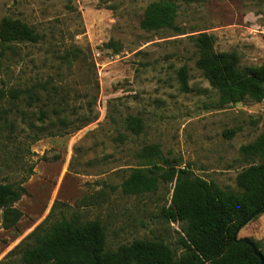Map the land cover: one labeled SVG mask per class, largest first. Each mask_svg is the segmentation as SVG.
<instances>
[{
	"label": "rangeland",
	"instance_id": "rangeland-1",
	"mask_svg": "<svg viewBox=\"0 0 264 264\" xmlns=\"http://www.w3.org/2000/svg\"><path fill=\"white\" fill-rule=\"evenodd\" d=\"M158 0H0V19L34 27L42 41L0 56V87H23L51 78L64 90L69 107L92 102L96 119L76 131L52 129L37 120L35 108L0 135V184L22 190L12 205L20 218L0 225V262L49 212L79 221L97 220L109 249L133 240L162 241L179 254L176 222L161 211L170 206L172 184L154 192L125 195L120 185L140 165L142 147L157 146L168 167L190 172L223 190H236L235 176L252 163L239 149L264 132V100L220 104L195 68L189 38L204 33L214 52H233L242 66L264 64V0L177 1L175 24L182 32H146L139 22L146 5ZM120 46L114 54L104 47ZM78 50L59 65L54 52ZM187 72L181 92L177 70ZM137 117L131 133L125 118ZM51 116L48 115V119ZM226 132H230L227 137ZM51 133H54L52 135ZM56 134V135H55ZM264 256V214L237 231Z\"/></svg>",
	"mask_w": 264,
	"mask_h": 264
},
{
	"label": "trees",
	"instance_id": "trees-1",
	"mask_svg": "<svg viewBox=\"0 0 264 264\" xmlns=\"http://www.w3.org/2000/svg\"><path fill=\"white\" fill-rule=\"evenodd\" d=\"M177 1L188 4L195 0L149 3L142 12L140 29L181 33L175 24ZM189 40L196 50L194 66L216 92L220 104L264 100V64L242 66L235 53L214 52L212 37L204 33ZM40 41L42 35L34 27L18 19H0V56L17 55L21 47L34 46ZM104 47L114 54L120 51V46L112 41ZM53 55L61 65L69 64L79 53L65 49ZM186 76L185 67H180L176 80L184 93L188 91ZM92 104L93 100L86 102L82 111L69 107L63 88L51 78L23 87L2 85L0 135L4 131L10 135L14 120L17 117L24 120L28 110L33 108L39 123L48 120L52 129H58L57 135L61 134V129L79 130L96 119L90 108ZM124 122L131 133L140 131L141 122L137 117L128 116ZM229 135L230 132H226V136ZM239 151L244 157H254L257 163L248 165L235 176L236 190H223L194 176L187 168L168 167L165 161L159 164L161 153L157 146L139 150L137 159L141 164L129 170L120 185L121 192L140 195L154 192L159 184H172L170 206L161 211V216L167 222L178 224L179 254L162 241L133 240L109 249L99 221L81 222L75 216L67 218L63 214L51 220L52 212H49L5 259L14 256L18 264H259L249 248L233 237L248 222L264 214V132ZM21 192L20 188L0 184L1 227H14L19 220L21 215L12 205ZM254 246L258 250V246ZM0 264L10 262L3 260Z\"/></svg>",
	"mask_w": 264,
	"mask_h": 264
},
{
	"label": "water",
	"instance_id": "water-1",
	"mask_svg": "<svg viewBox=\"0 0 264 264\" xmlns=\"http://www.w3.org/2000/svg\"><path fill=\"white\" fill-rule=\"evenodd\" d=\"M233 240L236 241L235 236L233 237ZM237 241L242 242L243 244H245L249 248L251 254L258 260L259 264H264L263 255L259 252V250H257V248L254 246V244L251 241H249L247 239H241V240H237Z\"/></svg>",
	"mask_w": 264,
	"mask_h": 264
}]
</instances>
